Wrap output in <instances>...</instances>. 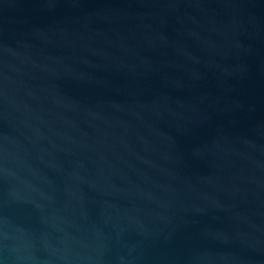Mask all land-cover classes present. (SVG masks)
I'll return each mask as SVG.
<instances>
[{
  "label": "water",
  "instance_id": "1",
  "mask_svg": "<svg viewBox=\"0 0 264 264\" xmlns=\"http://www.w3.org/2000/svg\"><path fill=\"white\" fill-rule=\"evenodd\" d=\"M0 264H264V0H0Z\"/></svg>",
  "mask_w": 264,
  "mask_h": 264
}]
</instances>
